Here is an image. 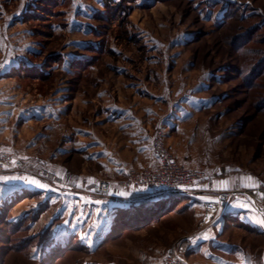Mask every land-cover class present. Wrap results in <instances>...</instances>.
<instances>
[{"label":"rangeland","instance_id":"1","mask_svg":"<svg viewBox=\"0 0 264 264\" xmlns=\"http://www.w3.org/2000/svg\"><path fill=\"white\" fill-rule=\"evenodd\" d=\"M0 68V150L25 162L3 175L22 188L0 178V264H44L71 237L82 249L49 264H160L174 252L194 264L190 197L99 245L56 195L72 176L89 188L100 166L85 161L83 131L111 146L122 107L148 109L181 164L264 219V0H0ZM226 240L264 262V236L235 229Z\"/></svg>","mask_w":264,"mask_h":264},{"label":"crops","instance_id":"2","mask_svg":"<svg viewBox=\"0 0 264 264\" xmlns=\"http://www.w3.org/2000/svg\"><path fill=\"white\" fill-rule=\"evenodd\" d=\"M12 110L9 109V122L13 121L12 119L16 114V110ZM143 112V117H141L140 113L133 109L122 107L115 110L118 117L114 120V125L119 131V139H114L111 146L109 141L107 142L102 136H98L95 131L84 129L83 134L86 140L83 143V152L85 161L99 165L100 172L97 174L98 176H93L94 179H88L89 188L87 189L81 187L80 178L76 180V177L72 176L71 179L67 178L66 188L59 189L56 193L57 197L64 195L62 197L63 203H68L67 206L74 201L71 219L83 217L82 222L85 223L83 227L89 230V238H94L99 245L108 244L118 210L128 208V205L121 198L129 197V195L124 194L120 198L102 199L92 195L90 187L99 180V177H106L110 181H119L131 170L153 169L157 166L152 148V135L155 131V121L152 118L154 114L148 109ZM6 124L4 123V125ZM163 131L166 139L167 131L164 128ZM4 136H8V129L5 130ZM4 143L6 144V141ZM60 169H57L56 172L69 177V172ZM0 178L3 179V185L9 191L15 192L22 188L20 183L14 182L12 179L9 180L10 177L8 176H1ZM92 180L94 182H90ZM203 181L187 196V198H191V211L198 217L200 224L199 229L190 236L189 245L186 249V255L190 257L189 260L194 259V264H257V262H252L249 251L235 241L226 240V237H230L231 232L235 229L264 236V225L258 223L259 219H263L262 214L254 210L246 197H234L223 213L217 212V218L214 222L208 221L206 206L209 204L217 206L218 193L215 191L219 187L209 189L208 184ZM221 188L223 189L222 192L227 190L226 187ZM205 235L207 239L203 238ZM199 256L201 260H204V263L199 261ZM258 264H264V262Z\"/></svg>","mask_w":264,"mask_h":264},{"label":"built area","instance_id":"3","mask_svg":"<svg viewBox=\"0 0 264 264\" xmlns=\"http://www.w3.org/2000/svg\"><path fill=\"white\" fill-rule=\"evenodd\" d=\"M2 69L0 68V75ZM152 148L157 160L153 169L131 170L126 176L113 183L108 179L96 181L90 190L95 197L102 199L120 198L121 193L131 195L137 192H148L153 195L161 193H185L193 190L204 179V173L197 169L187 168L168 150L164 142L162 128L155 129L152 135ZM25 170V163L7 150H0V176L18 174ZM228 193L218 194L217 206H206L208 221H214L219 211L223 213L231 201ZM160 264H190L179 252L171 253Z\"/></svg>","mask_w":264,"mask_h":264},{"label":"trees","instance_id":"4","mask_svg":"<svg viewBox=\"0 0 264 264\" xmlns=\"http://www.w3.org/2000/svg\"><path fill=\"white\" fill-rule=\"evenodd\" d=\"M189 192H168L161 193L158 195H153L148 192H137L129 195V197L121 198L122 201L128 205V208L118 210L115 218L116 222L114 223V229L111 233V237L114 236L115 232L117 233L120 229L129 227L132 224H144L148 226L154 221H159L164 216V213L173 207L177 200L186 198ZM21 196L23 195L21 194L17 197ZM27 197L28 196H26L25 198ZM45 234L47 235V233ZM44 238L45 235H42L40 238V242H43ZM75 242H78L77 239L71 237L68 241L67 246L65 247L66 250H73L76 248L82 249L80 243ZM65 248L59 245L57 247L52 246L50 248V252L43 257L42 262L44 264H49L50 260L60 255V253L62 254Z\"/></svg>","mask_w":264,"mask_h":264},{"label":"snow or ice","instance_id":"5","mask_svg":"<svg viewBox=\"0 0 264 264\" xmlns=\"http://www.w3.org/2000/svg\"><path fill=\"white\" fill-rule=\"evenodd\" d=\"M12 179H24V178H17V177H13ZM249 180H251L252 178L249 177ZM90 182H94V181H90ZM25 183L28 185H33L39 188H47V185L41 184L39 181L35 180V179H25ZM121 195H124V193H121ZM258 223L264 225V219H259ZM204 239H207V236L205 235L203 237Z\"/></svg>","mask_w":264,"mask_h":264}]
</instances>
